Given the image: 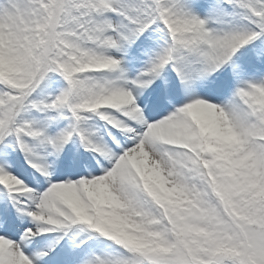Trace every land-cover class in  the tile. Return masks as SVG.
<instances>
[{"label":"snow or ice","instance_id":"6c2138e0","mask_svg":"<svg viewBox=\"0 0 264 264\" xmlns=\"http://www.w3.org/2000/svg\"><path fill=\"white\" fill-rule=\"evenodd\" d=\"M0 264H264V0H0Z\"/></svg>","mask_w":264,"mask_h":264}]
</instances>
